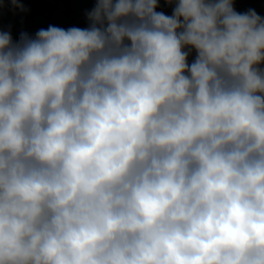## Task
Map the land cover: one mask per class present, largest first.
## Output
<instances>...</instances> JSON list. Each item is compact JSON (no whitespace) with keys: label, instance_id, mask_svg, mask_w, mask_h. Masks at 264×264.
<instances>
[{"label":"clouds","instance_id":"9594fccd","mask_svg":"<svg viewBox=\"0 0 264 264\" xmlns=\"http://www.w3.org/2000/svg\"><path fill=\"white\" fill-rule=\"evenodd\" d=\"M164 3L0 31V264H264V17Z\"/></svg>","mask_w":264,"mask_h":264},{"label":"trees","instance_id":"16d2710c","mask_svg":"<svg viewBox=\"0 0 264 264\" xmlns=\"http://www.w3.org/2000/svg\"><path fill=\"white\" fill-rule=\"evenodd\" d=\"M3 2L0 9V31H9L14 41H18L22 32L35 36L41 29H46L49 25L62 28L88 27L85 13L95 6V0H20L27 12L19 9L13 10V6L7 0ZM246 9H254L259 0H237ZM160 7L157 11H162L166 15H171L174 6L159 0Z\"/></svg>","mask_w":264,"mask_h":264},{"label":"rangeland","instance_id":"374dc122","mask_svg":"<svg viewBox=\"0 0 264 264\" xmlns=\"http://www.w3.org/2000/svg\"><path fill=\"white\" fill-rule=\"evenodd\" d=\"M234 7H235V9H236L238 12H245V11H247L246 7H245L243 4H239V3L237 2V0H234ZM254 9L256 10V12H257L260 16L264 17V0H259L257 6H256ZM195 56H196V53H195V51L193 50L192 53H191V55H190L189 58H188L189 63H191V62L194 61Z\"/></svg>","mask_w":264,"mask_h":264}]
</instances>
